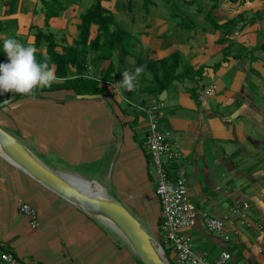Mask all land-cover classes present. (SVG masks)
<instances>
[{"label":"crops","instance_id":"0c3cea01","mask_svg":"<svg viewBox=\"0 0 264 264\" xmlns=\"http://www.w3.org/2000/svg\"><path fill=\"white\" fill-rule=\"evenodd\" d=\"M58 1L65 9L46 25L41 0H0V42L13 37L35 47L31 28L36 27L52 32L56 51L63 53L78 38L80 16L94 0ZM185 1L193 3L102 0V6L134 38L130 51L137 41L149 49L152 61L178 51L184 65L200 71L174 82L157 114L160 128L173 134L185 154L169 168L187 179L193 206L223 219L230 236L226 241L208 232L198 219L186 232L194 250L207 260L227 251L226 264H264V0ZM37 52L46 55V46ZM95 57L88 55L87 64L98 78L110 62L115 65L116 78L105 83L115 102L103 95L86 99L68 90L44 91L40 97L13 99L0 110V126L52 170L111 188L113 199L162 236L161 204L144 148L149 116L138 107L156 98L123 95L118 83L123 71L131 72V56L118 52L99 67L92 64ZM1 59L8 58L0 52ZM210 85L215 92L199 100ZM20 199L38 211L37 229L19 212ZM244 202L250 205V226L231 211ZM0 245L14 254L13 264H142L118 232L2 156ZM166 249L168 260L177 264Z\"/></svg>","mask_w":264,"mask_h":264},{"label":"trees","instance_id":"16d2710c","mask_svg":"<svg viewBox=\"0 0 264 264\" xmlns=\"http://www.w3.org/2000/svg\"><path fill=\"white\" fill-rule=\"evenodd\" d=\"M41 2L46 9V25L50 18L60 16L65 9L63 3L58 0H41ZM184 2L186 4L193 3L185 0ZM205 18L210 22L215 21V18L209 14H206ZM80 19L81 22L77 26L78 38L74 40L72 45L67 44L64 46L63 53L56 51L58 43L52 32L46 33L36 27L31 28L36 30L35 47L39 49L42 45H45L47 49L46 55L37 52V60H47L50 65H55V74L62 81H57L50 88L34 89L31 95L13 94L12 92L0 93V102L9 98L16 100L28 96L40 97L41 92L52 90H68L75 95L101 94L115 102V94L108 91L105 83L96 79L98 76L94 73L92 75L95 78L87 76L89 73L88 55L91 53L96 54V57L92 60V64L95 67H99L106 61H111L112 57L118 52L133 58L134 63L131 72L138 66L145 67V74L140 77L135 90L128 92L121 87L122 93L126 98H131L139 93L142 97L150 96L160 99L164 91H169L174 86V82L182 81L188 78V75H198L200 73V71L194 72L191 66L184 65L182 63V55L178 51L157 61L149 59V49L138 41L135 49L130 51L129 46L134 38L117 22L115 15L102 6V0H94L93 4L81 14ZM180 25L183 28L189 27L187 24ZM94 27H96V32L93 36ZM214 27L224 29L223 25L214 24ZM6 62H8V59L0 60V63ZM101 73V78L106 82L115 79V65L113 62H110L106 68L102 69ZM190 92L195 96L196 88L190 90ZM6 106L7 104L0 110ZM176 173L177 169L173 168L172 165L169 177L175 180L177 178ZM166 256L168 258V253H166Z\"/></svg>","mask_w":264,"mask_h":264},{"label":"built area","instance_id":"2783aa9c","mask_svg":"<svg viewBox=\"0 0 264 264\" xmlns=\"http://www.w3.org/2000/svg\"><path fill=\"white\" fill-rule=\"evenodd\" d=\"M87 76L95 78L90 70ZM96 79L107 83L100 77ZM110 85L114 86L115 84L111 83ZM215 89L214 85L207 87L199 96V100L212 95ZM138 107L149 116L144 148L150 157L152 174L156 180L155 193L161 204L160 232L162 239L159 243L163 252L166 255V248H169L174 253L177 264H226L231 259L229 252L224 251L214 260H207L194 250L191 237L186 233L200 219L208 232L218 234L226 241L230 240L223 219L201 212L193 206L189 198L187 179L183 175L178 176L175 180L169 177L170 164L182 161L185 154L173 134L160 128L157 114L164 108V102L156 98L149 104ZM155 116L156 118H154ZM249 207V203L244 202L234 206L231 210L234 215L239 216L240 221L248 226L251 225L247 215ZM18 209L20 213L29 218L31 227L37 229L39 226L38 211L22 199L18 200ZM14 261V254L0 245V264H13Z\"/></svg>","mask_w":264,"mask_h":264},{"label":"water","instance_id":"95a60500","mask_svg":"<svg viewBox=\"0 0 264 264\" xmlns=\"http://www.w3.org/2000/svg\"><path fill=\"white\" fill-rule=\"evenodd\" d=\"M166 95L164 91L160 100L164 101ZM79 97L100 99L102 95L84 94ZM5 101L11 103L13 98ZM3 103L4 101L0 102V107ZM0 156L90 216L107 226L111 225L110 227L128 243L142 264H171L160 243L121 202L110 198L102 186L73 174L52 170L16 136L1 126Z\"/></svg>","mask_w":264,"mask_h":264},{"label":"clouds","instance_id":"9594fccd","mask_svg":"<svg viewBox=\"0 0 264 264\" xmlns=\"http://www.w3.org/2000/svg\"><path fill=\"white\" fill-rule=\"evenodd\" d=\"M0 52L8 58V62L0 63V93L31 95L34 89L50 88L57 82L58 77L50 63L47 60H37V49L34 46L9 37L0 42ZM143 74L144 66H138L132 72L125 70L118 84L132 92ZM6 104L9 102L4 101L3 106Z\"/></svg>","mask_w":264,"mask_h":264},{"label":"rangeland","instance_id":"374dc122","mask_svg":"<svg viewBox=\"0 0 264 264\" xmlns=\"http://www.w3.org/2000/svg\"><path fill=\"white\" fill-rule=\"evenodd\" d=\"M126 64V62H123V65H125ZM62 173H72V172H68V171H62ZM86 180H88V181H91V182H93V181H95V182H97V180H93V179H86ZM98 183V182H97ZM104 188V187H103ZM111 191V188H109V187H106V190H105V192H106V194L110 197V198H114L113 197V194L110 192ZM131 212V211H130ZM132 213V212H131ZM135 215V214H134ZM109 227H110V225H109ZM145 228V227H144ZM158 242H160L161 241V239H162V236H157L156 234H154V232H153V230L151 229V228H145ZM171 264H175L173 261H171L170 262Z\"/></svg>","mask_w":264,"mask_h":264},{"label":"bare ground","instance_id":"6f19581e","mask_svg":"<svg viewBox=\"0 0 264 264\" xmlns=\"http://www.w3.org/2000/svg\"><path fill=\"white\" fill-rule=\"evenodd\" d=\"M99 186V185H98ZM105 219V218H104ZM111 226V225H110ZM112 227V226H111Z\"/></svg>","mask_w":264,"mask_h":264}]
</instances>
